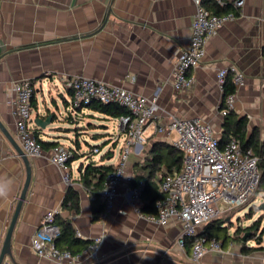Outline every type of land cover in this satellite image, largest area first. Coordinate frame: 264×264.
Returning a JSON list of instances; mask_svg holds the SVG:
<instances>
[{"label":"crops","instance_id":"1","mask_svg":"<svg viewBox=\"0 0 264 264\" xmlns=\"http://www.w3.org/2000/svg\"><path fill=\"white\" fill-rule=\"evenodd\" d=\"M195 11L194 0H0L1 122L20 144L12 112L13 83L29 79L35 93L32 119L57 111L45 129L32 123L34 130L42 140L78 152L69 164L70 183L50 161L53 147L40 156L26 153L32 176L12 233V258L6 255L2 264H59L31 248L32 235L49 210L69 218L80 238L92 242L102 237L96 257L87 254L77 264H264V250L242 251L237 241H229L224 252H207L193 261L190 250L179 243L178 220L164 225L150 219L156 209L142 208V200L138 212L128 200L126 182L103 218L102 188L91 190L82 179L88 156L97 164L115 166L124 135L117 132V117L93 105L72 110V92L65 82L75 74L157 98L161 110L146 127V143L131 153L127 176L139 171L154 140L171 143L175 135L157 129L173 116L201 117L221 137L225 117L220 108L226 95L217 73L224 67L244 73L245 84L234 85L233 109L264 136V0H244L236 18L210 37L204 58L189 71L195 84L180 92L173 72L180 51L189 44ZM93 146L100 152L90 153ZM26 176L22 156L0 128V253ZM70 186L78 191L79 211L63 206ZM247 244L253 246L250 240Z\"/></svg>","mask_w":264,"mask_h":264},{"label":"built area","instance_id":"2","mask_svg":"<svg viewBox=\"0 0 264 264\" xmlns=\"http://www.w3.org/2000/svg\"><path fill=\"white\" fill-rule=\"evenodd\" d=\"M194 2L196 11L190 41L180 51L173 72L174 87L180 92L188 90L195 84V78L189 71L204 58L210 37L218 32L226 21L237 16L234 11L214 13L207 4L215 2L224 7L231 2L239 9L244 4V0H194ZM230 75L236 88L245 84V75L237 67L221 68L217 73V81L223 93ZM65 85L72 92V110L89 106L95 101L117 103L127 110L126 114L116 118L117 132L124 135V141L119 159L107 174L99 195L104 202L102 215L105 218L113 208L120 185L126 182L128 200L134 204L138 212H141L139 203L145 184L139 181L132 185L133 176H127L126 170L131 153L146 143V127L156 119L161 110L157 98H148L123 86L81 74L66 78ZM13 90L15 100L12 112L16 120L20 145L27 154L40 156L45 148L35 136L32 126L34 86L29 79L22 78L14 81ZM235 99L236 90L226 95L225 106L220 108L222 116L225 117L233 109ZM157 131L173 133L175 137L171 139V143L183 152L184 157L179 172L168 173L162 177L159 189L163 196L155 199L156 213L148 217L164 225L171 220H178L182 227L179 243L186 246V238H192L190 257L193 261H199L207 252H224L222 239L207 237L203 235L202 230L215 218L249 203L260 183L258 156L252 149L244 150L235 136L221 146L220 137L201 117L173 116L167 125L158 127ZM99 152L97 146L90 149V153ZM74 153L73 147L62 143L53 146L50 153V161L63 171L66 183L71 182L69 164ZM88 157L87 162L90 161ZM58 213V210H49L42 224L33 233L31 248L34 252L59 264H77L87 254L96 257L102 237L96 238L77 254L57 245L56 240L61 233L60 225L56 223Z\"/></svg>","mask_w":264,"mask_h":264},{"label":"trees","instance_id":"3","mask_svg":"<svg viewBox=\"0 0 264 264\" xmlns=\"http://www.w3.org/2000/svg\"><path fill=\"white\" fill-rule=\"evenodd\" d=\"M207 6L217 14H224L230 11H234L236 14L239 13V8L235 7L231 2L227 3L224 7L217 5L215 2H209ZM234 88L233 81L228 77L225 83L224 94L227 95L233 92ZM34 94L32 96V103ZM91 105H93L95 109L113 117H119L127 113V110L117 103L95 101ZM35 136L40 140L44 148H51L57 144L55 142L42 140L36 128ZM232 136L238 138L244 150L252 149L258 156V166L260 169L258 190L264 191V136H262L261 129L258 126L250 128L247 116H240L234 109H231L225 116L223 133L219 140L220 145L223 146ZM74 150L73 159L78 157L77 149L74 148ZM183 157V152L172 143L163 140H154L152 142L147 151L145 160L139 167V171L133 175L131 180L132 185H135L139 181H143L145 184L141 194V200L143 202L142 208H155V199L163 196V193L159 189L162 177L168 173L179 172L182 167ZM113 167L112 164H97L95 161H89L83 171L82 179L84 184L90 187L91 190L96 189L98 192V190L103 188L106 176ZM91 176L94 177V182ZM91 184L94 186L93 188H91ZM63 206L71 210L74 209L75 211H79V194L73 186L68 188ZM56 220L61 228V234L56 240L58 246L69 249L72 253L77 254L82 252L91 242L90 240H84L77 236L69 218H64L58 213ZM260 221L261 219L258 218L251 224H247L246 226L239 225L235 230L230 231V226L226 224L227 220L222 217H217L204 226L202 233L207 237L222 239L224 246L229 241H237L242 244V251L264 249V227L260 230ZM252 239L259 241L260 245L249 246L247 242ZM191 243L192 238H186V247L188 250H191Z\"/></svg>","mask_w":264,"mask_h":264},{"label":"water","instance_id":"4","mask_svg":"<svg viewBox=\"0 0 264 264\" xmlns=\"http://www.w3.org/2000/svg\"><path fill=\"white\" fill-rule=\"evenodd\" d=\"M56 112L57 111L54 110V111L46 114L47 115L46 117L36 116L34 119H32V123H34L38 127V129L39 128L40 129L41 128L45 129L54 120V117L56 116ZM0 128L4 132V134L8 137V139L11 141V143L13 144V146L15 147L17 152L22 156V158H23V160L25 162L26 171H27L26 181H25L24 187L22 189V192H21L19 201L17 203V206L15 208V212L13 214V217H12L11 223L9 225V229H8V232H7V235H6V238H5L1 253H0V264H2V262H3V260H4L6 255H9L12 258V249H11L12 233H13L16 221L18 219L19 212L21 210L22 204H23V202H24V200L26 198V194H27L28 187H29L30 180H31V176H32V169H31L30 161H29V158H28L26 152L23 150V148L17 142V140L6 129V127L1 122V120H0ZM260 209L264 210V202H262L260 204Z\"/></svg>","mask_w":264,"mask_h":264},{"label":"rangeland","instance_id":"5","mask_svg":"<svg viewBox=\"0 0 264 264\" xmlns=\"http://www.w3.org/2000/svg\"><path fill=\"white\" fill-rule=\"evenodd\" d=\"M119 152V148H118ZM86 161V159H85ZM264 202V191H259L258 188L255 192V194L250 199L249 203L245 206H242L238 209L232 210L228 212L227 214H223L220 217L228 220L227 225L230 226V231L235 230L237 226H246L247 224L253 223L258 218L261 219V228L264 227V210L260 209V204ZM239 210L238 214H235V212ZM250 243L252 245H260L259 241H256L254 239L250 240ZM264 244V240H263ZM264 249H258V251H262Z\"/></svg>","mask_w":264,"mask_h":264}]
</instances>
